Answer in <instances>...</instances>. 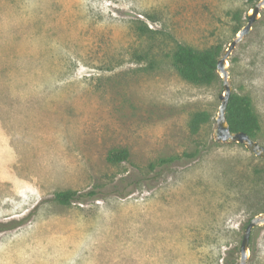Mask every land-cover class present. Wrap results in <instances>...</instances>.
I'll list each match as a JSON object with an SVG mask.
<instances>
[{
    "label": "rangeland",
    "instance_id": "374dc122",
    "mask_svg": "<svg viewBox=\"0 0 264 264\" xmlns=\"http://www.w3.org/2000/svg\"><path fill=\"white\" fill-rule=\"evenodd\" d=\"M254 4L0 0V222L23 220L0 233V264L239 263L264 213V160L214 141L222 80H182L173 52L223 53ZM227 71L264 147V9ZM197 112L211 119L191 134ZM122 149L127 160L107 161ZM250 238L247 264H264V226Z\"/></svg>",
    "mask_w": 264,
    "mask_h": 264
},
{
    "label": "trees",
    "instance_id": "16d2710c",
    "mask_svg": "<svg viewBox=\"0 0 264 264\" xmlns=\"http://www.w3.org/2000/svg\"><path fill=\"white\" fill-rule=\"evenodd\" d=\"M249 1L256 3L259 0ZM234 17L239 20L237 14H234ZM239 30L237 29L235 34ZM147 31L149 30L146 26L138 27L139 33L143 34ZM221 55L222 48L218 45L204 50H196L189 46L176 44L173 52V65L182 80L194 85H210L220 80L219 75L216 73V63ZM210 119L211 115L206 112L194 113L188 123L189 132L191 134L197 133L200 126L208 123ZM226 121L232 134L243 132L252 140L255 139L260 131L258 116L253 110L251 98L247 95H238L235 93L230 95L226 109ZM183 156L190 158L196 155L184 154ZM127 158V150H115L109 153L107 161L116 164L127 160ZM95 197L96 191L93 189L82 194L68 190L56 193L53 200L60 205H68L72 202H83L87 199H94ZM22 223L23 220L19 222H0V233L13 229Z\"/></svg>",
    "mask_w": 264,
    "mask_h": 264
},
{
    "label": "water",
    "instance_id": "95a60500",
    "mask_svg": "<svg viewBox=\"0 0 264 264\" xmlns=\"http://www.w3.org/2000/svg\"><path fill=\"white\" fill-rule=\"evenodd\" d=\"M264 9V0L256 2L247 15V23L243 26L234 40H232L227 48L223 51L221 57L216 63V73L222 80V93L219 96L220 105L217 116L215 118V127L213 129L214 141L220 143H236L243 145L252 155L264 160V147L259 145L255 140L250 139L245 133L237 132L232 134L230 132L228 123L226 121V109L228 99L232 94V87L229 81V74L227 71V59L229 58L235 46L242 41V39L252 30V24L258 19L259 13ZM264 226V213L253 216L248 220L242 238L239 244V263L247 264L250 257L249 244L251 232L253 229Z\"/></svg>",
    "mask_w": 264,
    "mask_h": 264
},
{
    "label": "bare ground",
    "instance_id": "6f19581e",
    "mask_svg": "<svg viewBox=\"0 0 264 264\" xmlns=\"http://www.w3.org/2000/svg\"><path fill=\"white\" fill-rule=\"evenodd\" d=\"M183 199V198H182Z\"/></svg>",
    "mask_w": 264,
    "mask_h": 264
}]
</instances>
